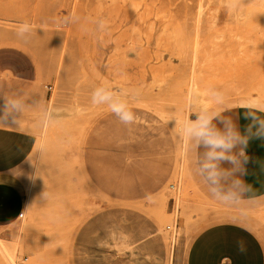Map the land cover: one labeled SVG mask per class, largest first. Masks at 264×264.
Listing matches in <instances>:
<instances>
[{"label": "rangeland", "instance_id": "rangeland-1", "mask_svg": "<svg viewBox=\"0 0 264 264\" xmlns=\"http://www.w3.org/2000/svg\"><path fill=\"white\" fill-rule=\"evenodd\" d=\"M98 86L119 90L135 123L93 104ZM208 88L227 107L264 97V0H0V117L15 98L6 117L37 138L24 216L0 223L17 264H185L199 232L241 216L211 197L169 121ZM243 210L264 243V203Z\"/></svg>", "mask_w": 264, "mask_h": 264}, {"label": "clouds", "instance_id": "clouds-1", "mask_svg": "<svg viewBox=\"0 0 264 264\" xmlns=\"http://www.w3.org/2000/svg\"><path fill=\"white\" fill-rule=\"evenodd\" d=\"M78 21L79 17L72 15L64 18L63 23ZM106 26V21H98V30L103 31ZM33 32L31 23L22 22L15 34L18 39L27 41ZM120 97L119 90L104 86L94 88L91 93L93 104H106L121 123L131 125L137 117L129 103ZM14 101L15 98L5 99L4 117L16 109ZM228 103V95L223 90L208 88L202 94L194 92L189 102L188 118L182 121L172 118L169 121H174L173 129L178 127L179 136L195 149V174L211 197L226 206L239 208L243 201L252 199V187L244 177L249 175V162H256L248 154L250 142H264V97L249 96L236 105V109H243V118L247 121L243 129L238 116L225 115L233 110L227 107ZM240 215L246 216V212L241 209ZM237 246L240 252L245 251L243 241H237Z\"/></svg>", "mask_w": 264, "mask_h": 264}, {"label": "crops", "instance_id": "crops-1", "mask_svg": "<svg viewBox=\"0 0 264 264\" xmlns=\"http://www.w3.org/2000/svg\"><path fill=\"white\" fill-rule=\"evenodd\" d=\"M40 101L37 98L36 104ZM229 108L233 110L225 115L238 116L243 129L247 123L243 109ZM23 121L0 117V223L18 219L28 201L20 168L35 147L37 138L33 132L16 126ZM248 154L256 161L255 164L249 162V175L244 177L252 187V199L243 201L239 208L253 210L264 203V142L251 141ZM221 218H224L221 222L206 227L194 237L185 264H264V243L257 232L244 223L243 217L224 215ZM237 241H243L244 252L238 250Z\"/></svg>", "mask_w": 264, "mask_h": 264}, {"label": "bare ground", "instance_id": "bare-ground-1", "mask_svg": "<svg viewBox=\"0 0 264 264\" xmlns=\"http://www.w3.org/2000/svg\"><path fill=\"white\" fill-rule=\"evenodd\" d=\"M12 244L13 243L4 241L0 236V264H17V255Z\"/></svg>", "mask_w": 264, "mask_h": 264}, {"label": "built area", "instance_id": "built-area-1", "mask_svg": "<svg viewBox=\"0 0 264 264\" xmlns=\"http://www.w3.org/2000/svg\"><path fill=\"white\" fill-rule=\"evenodd\" d=\"M48 88H49V89H52L53 86H52V85H49ZM23 212H24V211H22V212L19 214V217H20V218L23 217Z\"/></svg>", "mask_w": 264, "mask_h": 264}]
</instances>
